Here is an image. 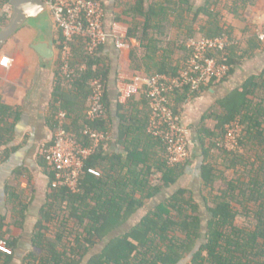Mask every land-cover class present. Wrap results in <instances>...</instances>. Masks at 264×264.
<instances>
[{
	"label": "trees",
	"instance_id": "trees-1",
	"mask_svg": "<svg viewBox=\"0 0 264 264\" xmlns=\"http://www.w3.org/2000/svg\"><path fill=\"white\" fill-rule=\"evenodd\" d=\"M3 1L10 3V0ZM179 1L186 5L182 11L193 14L195 19L201 14L208 18V24L201 29L200 35L187 38L183 43L203 36L217 38L226 32L233 36L228 26L220 25L215 14L208 10L193 12L189 0ZM135 11L144 18L138 40L143 52L141 60L145 75L178 76L190 56L188 50L183 43H174V47L185 54L182 61L174 64L171 42L161 46L162 40L153 36L155 30L158 32L164 27L159 26L162 24L160 21L154 24V19L165 13L169 15L168 11L172 10L160 8L154 2L146 5L145 0H138ZM135 31L130 30L129 36H136ZM106 44L95 54H89L83 41L78 39L73 44L71 61L77 75L67 79L59 71L54 84L53 118L49 119L52 120V129L58 126L60 111H65L70 120L66 125L67 131L85 143H90L82 130L91 95L90 83L95 77L105 80L104 100L108 108L107 115L95 126L108 131L106 119L111 108L108 85L112 67L103 56ZM56 45L61 48V38ZM237 52L239 48L233 46L222 59L232 66L231 72L240 63L235 57ZM132 59L135 61V55ZM84 64L86 68L81 70ZM181 92L193 93L189 89ZM179 93L170 96V106L175 113L177 110L171 99ZM223 106L226 112L216 117L215 128L209 130L204 127L198 134L204 158L199 167L201 185L212 189L216 184L217 165L210 155L213 149L226 156V169L237 170L243 166L245 177L230 180L226 189L214 194L212 199L203 197L204 208L210 215L205 226L201 203L185 188L177 189L142 216L137 215L147 202L157 199L159 194L178 182L187 164L167 166L164 144L147 132L149 109L148 113H142V118L140 113L126 115L127 126L122 131L118 152L112 153L111 140L101 145L89 165L101 170L102 177L85 173L81 180V193H74L66 187L53 188L54 171L43 157L40 159L49 177L51 191L47 193V202L33 232V250L23 264H264V71L247 79ZM120 108L125 106L121 104ZM19 115L15 109L0 102V148L14 140ZM236 116L241 118L244 126L242 146L246 150L251 147L259 150L255 161L246 162L243 154L224 152L215 145L216 140L223 136L225 124ZM207 139L211 141L208 148ZM190 146L189 139V156ZM155 148H159L160 153L153 151ZM10 153H5L7 158ZM17 192L15 186H9L8 210L14 215V225L23 228L31 201L27 199L23 203ZM17 204L20 209L15 207ZM240 217L251 219L254 227L238 226L236 222ZM6 219L0 215V228ZM5 242L12 255L3 253L7 257L4 263L10 264L18 242ZM190 255L192 260L187 263L186 258Z\"/></svg>",
	"mask_w": 264,
	"mask_h": 264
},
{
	"label": "crops",
	"instance_id": "crops-1",
	"mask_svg": "<svg viewBox=\"0 0 264 264\" xmlns=\"http://www.w3.org/2000/svg\"><path fill=\"white\" fill-rule=\"evenodd\" d=\"M151 2L160 8L172 10L168 11L169 15L165 13L154 19V24L160 21L162 24L159 26L164 27L158 32L155 30L153 36L162 40L161 46H167L166 42H171L172 62L177 64L185 58V54L175 48L174 43L181 44L187 38L199 36L201 29L207 26L208 18L201 14L195 19L193 14L182 11L186 5L179 0H145L146 5ZM188 2L193 7V12L208 10L218 17L221 26L226 25L231 29L233 36L239 40V52L235 57L240 63L224 82L211 83L201 93L181 92L172 97V105L177 110L182 126L190 131L191 144L183 175L174 186L165 190L172 193L176 188L189 189L194 181L201 183L199 167L204 158L198 137L200 130L204 127L213 130L217 123L216 117L223 116L226 112L223 106L225 101L234 91L242 88L247 79L264 71V41L259 40L256 35L257 29L264 26V0ZM137 5L138 0H103L105 26L109 32L103 56L112 67L108 85L111 108L106 119L108 131L112 135V153L119 151L122 131L127 126L126 115L140 113L142 118L143 112H149L143 96L136 95L131 99L123 97L125 86L136 75L145 74L141 60L143 52L138 40L144 18L136 13ZM13 14L11 4L0 0V31L7 27ZM57 28L53 12L50 11L39 20L31 22V25L21 28L0 49V102L20 114L14 140L0 148V215L7 217L0 228V241L18 242L10 264H23L24 259L32 252L33 232L47 202V193L51 191L49 177L40 164V146L50 143L55 131L52 129V120L49 119L53 118L51 101L55 80L60 71V49L56 42L61 37ZM130 30H137L134 32L136 36L130 37ZM44 44L53 50L52 58H45L37 50ZM134 55L135 61L132 59ZM121 104L125 108L121 109ZM210 142L208 139L205 141L207 148ZM7 151L11 152L9 158L5 155ZM153 151L160 153L159 148ZM215 152L213 149L211 154ZM10 185L17 188V194L22 196L23 203L27 199L31 201L26 213L28 219L23 228L14 225V215L8 210ZM15 207L20 209L18 204ZM5 261L7 257L0 252V264H6Z\"/></svg>",
	"mask_w": 264,
	"mask_h": 264
},
{
	"label": "built area",
	"instance_id": "built-area-1",
	"mask_svg": "<svg viewBox=\"0 0 264 264\" xmlns=\"http://www.w3.org/2000/svg\"><path fill=\"white\" fill-rule=\"evenodd\" d=\"M44 1L51 6L60 32V73L64 78H73L77 75V71L71 66L73 44L81 39L87 52L95 54L109 39L103 0ZM256 35L259 40L264 41V26L257 29ZM183 45L190 56L178 76L136 75L123 90V97L126 99L136 95L147 99L150 109L147 132L164 144L168 167L183 165L188 161L190 136V131L182 126L180 117L170 106V96L185 89L201 93L214 81L228 78L232 66L222 59L231 47L239 45V40L226 32L217 38H191ZM85 68V64L81 66V70ZM90 86L91 95L82 130L83 136L90 143H85L67 131V113L60 111L52 141L40 146V155L54 171L53 188L66 187L74 193H81V180L85 173L102 177V171L90 166L89 162L101 145L112 138L109 131L95 126L108 112L104 100L106 83L102 77H95ZM243 131L241 118L236 116L225 124L222 138L215 142L216 147L224 152L241 154ZM0 252L12 255V250L5 241H0Z\"/></svg>",
	"mask_w": 264,
	"mask_h": 264
},
{
	"label": "rangeland",
	"instance_id": "rangeland-1",
	"mask_svg": "<svg viewBox=\"0 0 264 264\" xmlns=\"http://www.w3.org/2000/svg\"><path fill=\"white\" fill-rule=\"evenodd\" d=\"M243 154L246 157V162H252L256 160V155L258 154L259 150H256L255 148L246 150V148L243 146ZM213 156L212 162L215 164L216 166V170L218 171L217 175V181L216 184L214 185V187L211 188H205L202 187V183H197V181H194L193 185L189 187V191L193 194V197H195L197 199V201L199 203H201L203 209H202V215H203V219H204V226L206 225V221L209 218V213L208 211L204 208V201H203V197H209V198H213L214 194H219L220 191L226 189L228 182L230 180L233 179H237L239 177L244 178L245 177V168H243V166H240L237 170H233V169H226L225 167V157L224 155H222V153H213L211 154V157ZM177 190V188H176ZM174 190V192L176 191ZM19 192V191H18ZM172 195V192H165L163 191L162 194H160V196L158 197V199H152L149 202L146 203V207L144 211H138V217L142 216L143 214H145V212H147L149 209H153L156 205L160 204L161 202L165 201L168 197H170ZM238 226H244L245 228H252L254 227V222L249 219V218H245V217H240L237 219ZM126 229V228H124ZM192 260V256H187L186 261L187 263H189Z\"/></svg>",
	"mask_w": 264,
	"mask_h": 264
},
{
	"label": "water",
	"instance_id": "water-1",
	"mask_svg": "<svg viewBox=\"0 0 264 264\" xmlns=\"http://www.w3.org/2000/svg\"><path fill=\"white\" fill-rule=\"evenodd\" d=\"M10 4L14 9V14L7 27L0 31V49L21 28L31 25V22L39 20L52 11L51 6L44 0H10ZM37 50L45 58H52L54 55L53 50L47 44Z\"/></svg>",
	"mask_w": 264,
	"mask_h": 264
}]
</instances>
